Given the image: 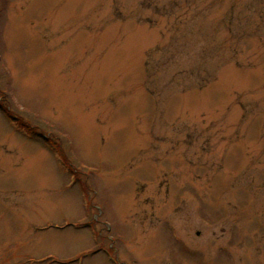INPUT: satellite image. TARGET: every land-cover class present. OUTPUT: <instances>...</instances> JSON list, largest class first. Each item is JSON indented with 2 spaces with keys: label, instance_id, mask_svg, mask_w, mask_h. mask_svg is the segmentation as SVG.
Returning <instances> with one entry per match:
<instances>
[{
  "label": "rangeland",
  "instance_id": "374dc122",
  "mask_svg": "<svg viewBox=\"0 0 264 264\" xmlns=\"http://www.w3.org/2000/svg\"><path fill=\"white\" fill-rule=\"evenodd\" d=\"M0 264H264V0H0Z\"/></svg>",
  "mask_w": 264,
  "mask_h": 264
},
{
  "label": "trees",
  "instance_id": "16d2710c",
  "mask_svg": "<svg viewBox=\"0 0 264 264\" xmlns=\"http://www.w3.org/2000/svg\"><path fill=\"white\" fill-rule=\"evenodd\" d=\"M7 115L10 116V114L8 112H7ZM22 128H24V127H22Z\"/></svg>",
  "mask_w": 264,
  "mask_h": 264
}]
</instances>
